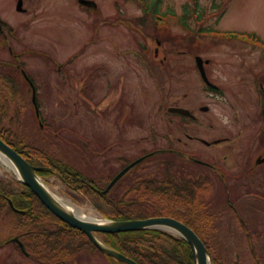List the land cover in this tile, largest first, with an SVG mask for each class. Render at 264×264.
<instances>
[{
    "label": "rangeland",
    "instance_id": "1",
    "mask_svg": "<svg viewBox=\"0 0 264 264\" xmlns=\"http://www.w3.org/2000/svg\"><path fill=\"white\" fill-rule=\"evenodd\" d=\"M21 1L22 11H18V0H0V19L5 24L0 33V64L16 62L9 46L19 54L21 66L40 91L37 100L44 124L40 129L36 127L39 122L31 91L27 82L17 76L21 91L5 84L10 100L3 119L5 128L25 134L29 141L65 157L74 169L105 182L125 162L145 151L165 147L168 132L174 139L180 136L187 145L184 150L191 149L188 152L195 158L227 171L241 170L250 149L252 157H256L264 148V139L260 144L258 137L263 125V118L258 116L264 99L256 80L264 76L263 44L198 34L202 32L199 28L220 33L244 31L264 43V0H144L146 7L137 0H92L95 10L82 8L78 0ZM154 2L156 13L166 18L163 24L148 23L145 10L147 4L154 8ZM74 55L77 57L69 66L77 71L75 81L83 72L89 73V84L79 98L76 95L80 82L59 85L56 78L57 63L66 74L65 62ZM196 55L208 60L204 68L208 79L218 86L217 91L206 87L195 63ZM102 63L107 66L108 80L118 85L116 89L112 85L104 96L98 85ZM1 83L4 86L3 80ZM119 92L122 103L126 101L134 114L132 121L126 122L124 116L130 109L126 106L121 116L126 131L120 132L114 126L113 109ZM104 104L109 114L107 121L100 116ZM173 105L191 109L199 119L198 124L186 120L190 134L207 141L228 136L231 141L211 146L189 141L174 127L178 118L167 112V107ZM200 106L208 110L202 111ZM169 122L174 124L167 130ZM118 137L121 142L104 151ZM188 163H183L187 168L183 174L176 170L177 175H201L211 181L207 188L215 229L209 239L216 263L264 264V164L249 170L243 178H224L231 189L226 191L214 171ZM164 171L167 168L163 155H155L136 166L130 175ZM0 179L18 181L13 169L1 159ZM41 180L81 214L100 217L86 196L58 176L47 175ZM12 186L21 189L18 184ZM227 198L235 210L229 207ZM5 210L4 207L0 215V242L20 233L14 226L16 218L13 220ZM0 264L37 263L25 257L15 244L3 243ZM70 264L121 263L92 251Z\"/></svg>",
    "mask_w": 264,
    "mask_h": 264
},
{
    "label": "trees",
    "instance_id": "2",
    "mask_svg": "<svg viewBox=\"0 0 264 264\" xmlns=\"http://www.w3.org/2000/svg\"><path fill=\"white\" fill-rule=\"evenodd\" d=\"M137 1L146 7L144 0ZM156 2L153 3L154 8L147 4L145 15L148 23L158 25L163 22L156 17ZM203 30L205 31V28L200 29ZM17 76L22 78L14 65L0 64V137L30 163L47 168L38 172L40 176L56 174L68 187L86 196L99 214L111 220L156 216L176 218L192 228L211 253L209 236L215 227L212 226L214 216L211 211V199L208 197L210 194L207 187L211 183L208 178L201 175L183 176L187 168L173 163L170 169L162 174L143 173L132 177L130 174L133 168L113 188L104 191L108 182L84 175L80 170L74 169L65 157L53 154L48 148L29 141L25 134L21 135L20 132L5 128L3 119L10 101L5 94V84L8 83L15 91H21ZM258 79L264 83L263 75L258 76ZM33 125L35 126V123ZM36 127L40 129L39 124ZM176 170H180L182 174L177 175ZM12 184H18L21 189H15ZM8 200L12 201L14 207L10 206ZM4 207V212L7 211L13 220L16 218L14 226L20 231L16 236L22 241L26 256L37 264H70L83 253L90 255L92 251H98L85 233L58 219L19 181L0 179V215ZM239 220L246 229L243 221ZM98 236L106 245L138 264H194L189 244L163 230L98 233ZM10 239L11 237L0 244L10 242ZM17 248L19 249L18 246ZM212 260L217 264L213 256Z\"/></svg>",
    "mask_w": 264,
    "mask_h": 264
},
{
    "label": "water",
    "instance_id": "3",
    "mask_svg": "<svg viewBox=\"0 0 264 264\" xmlns=\"http://www.w3.org/2000/svg\"><path fill=\"white\" fill-rule=\"evenodd\" d=\"M81 4L88 6L90 9H96V4L92 0H79ZM22 1L18 0L16 9L22 11L21 8ZM1 22V21H0ZM195 61L200 74L207 85L215 87L207 79L205 74L203 59L200 56H195ZM207 61V60H206ZM205 61V62H206ZM24 73V72H23ZM27 80L29 78L25 75ZM32 87V102L35 107L36 114H38L37 103L35 99V88L32 82H30ZM203 110L207 107H202ZM172 112H178L187 116H193L188 109L181 107H171L169 108ZM0 153L4 155L14 167V171L18 174L19 180L22 181L40 200V202L51 211L56 217H58L63 222L67 223L69 226L76 228L86 234V236L92 241V243L97 247V249L103 254L114 258L115 260L121 261L126 264H137L132 259L123 255L122 253L116 251L115 249L102 243L95 235L97 232L101 233H117L124 231H138L145 229H161L176 233L190 245L193 255L194 264H211V258L209 256L208 250L205 247L199 236L186 224L183 222L166 216L150 217L145 219H130V220H108V219H83L75 213L69 211L57 197L47 188V186L42 182L38 171L43 170V167L35 166L25 160L16 150L9 146L0 138ZM152 154V153H150ZM148 154V155H150ZM140 157L121 171H119L114 178L110 181L105 191L109 190L131 167L140 162L146 156ZM10 205H12L11 200H9ZM17 210V209H16ZM16 241L21 250L24 251L23 244L18 240L17 237L13 238Z\"/></svg>",
    "mask_w": 264,
    "mask_h": 264
},
{
    "label": "flooded vegetation",
    "instance_id": "4",
    "mask_svg": "<svg viewBox=\"0 0 264 264\" xmlns=\"http://www.w3.org/2000/svg\"><path fill=\"white\" fill-rule=\"evenodd\" d=\"M3 25H5V24L2 23V26ZM4 37H6V36L4 35ZM8 50L10 51L11 55L14 58H16L18 61L20 60L19 54L13 53V50L11 49L10 46H9ZM157 55H158V48L155 49V57H157ZM147 56H148V54H147ZM76 57H77V55H74L73 57H70L69 59H67V61L65 62L67 64V67H68V69L66 70V74H63V70L61 71V69H64V68H61L62 65L57 63V65H56V74H57L56 78H58L57 79V83L59 85L63 84L64 82H67V83H65L66 85L72 86L74 83L76 84V83L80 82L78 84V87H77L78 88V93L76 95V97L79 98V96H82L84 94V91H86V88H87V86L89 84V76H88L89 73H88V71H86V74L84 75V72H83L82 73V77L83 78L81 77L80 80L75 81V77H77L76 74H75L76 70L71 68L69 65L73 62V59L76 58ZM61 64H63V63H61ZM106 69H107V66L104 63H102L100 65V67H99V72H98V75H99V77H98V85H99V90L102 93V96H104L108 92V89H110V87L112 85H114L113 89H116L118 87L117 82L115 80H111V79H110V81L108 80L109 78L106 75L107 74V70ZM257 82L260 85V93H261V95H262V97L264 99V83L262 81H259V80H257ZM163 91H164L163 94L165 95L166 94L165 89ZM122 100H123V95L119 92V95L116 98V101L114 103V108H113L114 111H115V115H114L115 122H116V124H118V125L115 124L114 126L117 128V130L119 132L123 131V129H124V131H126L125 130V125H124L126 123H124V124L121 123V116L125 112L126 106H128L130 108V106L128 104H126L127 102L124 101V103H122L123 102ZM169 107H182V106L173 105V106H168L167 107V112L170 113L171 115H174L175 117H177L178 121H179V123H177V124L169 122L167 124V127H168L167 130H169L171 125L174 124V127H176L178 132H180L179 133L180 135H182L183 137L187 138L189 141H196V142L204 144L205 146L218 145L221 142H230L231 141L230 137L225 136V137H222V138H219V139H215V140H219L216 143L213 142L214 140L209 141L207 143H203V140H202L203 138H201L199 135H196V134H190L189 133L190 131H189L188 127H186V120L198 124L199 119L195 116V114L191 111V113L194 114V116L188 117V116L180 115V114H177V113H172V112H169ZM199 109L201 110V106L199 107ZM101 110H102V112L100 113V116H102V118L104 120L106 118V121H107L108 120V115H109L107 113V111H108L107 104H104ZM133 116H134V114H132V111H131V108H130L129 111L124 116V119H126V122L127 121H132ZM258 117L263 118L262 130L258 134V137H260V139H259L260 140V144H262V141L264 139L263 138L264 137L263 136L264 135V102H263L262 111L260 112ZM120 142H121V139L118 137V139L116 138L114 141H112L111 145L114 144L116 146V143H120ZM164 142L167 145L165 147H162V150L164 151L163 152V154L165 155L164 156V161H165V165H166L167 169H170V165L173 164V163L180 164L181 167H182L183 161L185 159L190 160V158H195L194 154H191L190 152H188V151H192L191 149H189L187 151L184 150L187 145L184 142H182L180 136H177L174 139L171 136V134H169V132L165 133ZM107 145H110V144H107ZM251 151H252V149H250L248 155H246L244 157V160H243V163H242L243 166L240 167V168H242L241 170H238V171H235V172L234 171H230V170L227 171L226 169L225 170L224 169L220 170V169L216 168V165L214 163L210 162V161L206 162L207 163L206 166H207V168L213 170L218 178L224 179L225 177H227L229 179L236 180V179H239V177L248 176L249 175V173H248L249 170L254 169L258 165H263L264 164V148L262 147V150L260 151V153L256 157H252ZM190 161L192 163H194V164L202 165V164L196 163V162H194L192 160H190ZM237 167H236V169H237ZM244 169H246V171Z\"/></svg>",
    "mask_w": 264,
    "mask_h": 264
},
{
    "label": "bare ground",
    "instance_id": "5",
    "mask_svg": "<svg viewBox=\"0 0 264 264\" xmlns=\"http://www.w3.org/2000/svg\"><path fill=\"white\" fill-rule=\"evenodd\" d=\"M0 159L6 164L8 165L9 167H11L12 169H14V167L12 166V164L10 163V161L0 153ZM57 197V196H56ZM57 199L59 200V202H61L69 211L75 213V215L83 218V219H95L93 216L91 215H83L80 213V211L75 208L73 205H71L70 203L68 202H64L63 200H61L60 198L57 197Z\"/></svg>",
    "mask_w": 264,
    "mask_h": 264
}]
</instances>
